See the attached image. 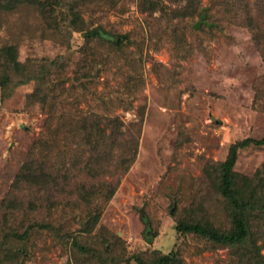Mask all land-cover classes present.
Here are the masks:
<instances>
[{
    "label": "rangeland",
    "instance_id": "1",
    "mask_svg": "<svg viewBox=\"0 0 264 264\" xmlns=\"http://www.w3.org/2000/svg\"><path fill=\"white\" fill-rule=\"evenodd\" d=\"M143 1L122 0L109 9L78 4L87 24L123 36L118 46L103 48L110 55L109 69L103 73V64L96 65L100 78L88 91L72 84L73 66L67 68L70 79H65L64 97L75 98L72 111L116 117L128 133L135 129L131 124H139L136 157L91 231L78 225L84 212L77 208L64 213L53 209L31 213L20 205L5 208L19 193L14 181L32 143L42 134L45 115L38 105H28L32 83L19 85L0 99V264H7L9 250L23 252L13 264H136L123 259L170 252L178 253L184 264L225 263L226 249L177 232L175 225L179 218L193 220L194 212L201 215L195 198L212 205L219 200L204 168L212 173L236 141L264 136V28L249 30L244 21L246 3L257 22L254 10L259 0H236L233 8L226 0H199L187 10L185 0L180 6L175 0H161L166 6L163 13L143 10ZM195 7L193 17L184 15ZM176 9L181 19L170 30L166 17ZM258 9L264 13V3ZM202 11L205 22L195 28ZM175 16L169 18L178 20ZM41 23L31 7L0 13V46L16 44L21 62L69 55L59 37L49 36ZM82 42V33L73 32L72 61L80 56L77 49ZM105 80L106 85L99 83ZM263 162L264 146H252L239 151L234 169L251 175ZM195 191L200 193L197 197ZM49 215L52 221L63 216L81 244L96 253L78 252L71 242L61 244L54 236L60 228L54 235H31L28 226Z\"/></svg>",
    "mask_w": 264,
    "mask_h": 264
},
{
    "label": "trees",
    "instance_id": "2",
    "mask_svg": "<svg viewBox=\"0 0 264 264\" xmlns=\"http://www.w3.org/2000/svg\"><path fill=\"white\" fill-rule=\"evenodd\" d=\"M121 1L0 0V13L17 12L22 7L33 8L40 17L42 30H47L53 39L59 37L69 52L67 56L40 57L21 62L16 44L0 46V99L10 96L17 86L32 83L33 90L27 96L28 105H38L45 115L42 134L32 143L14 181L15 192L18 191L20 196L10 199L4 205L6 209H14L20 205L28 208L31 213L44 210L50 212L51 209L64 213L65 209L77 208L84 212L78 225L89 232L97 224L102 207L113 196L120 177L133 163L137 153L138 123L131 124L135 129L132 128L128 133L127 126L116 117L106 119L93 111H72L75 98L68 100L64 97L65 79H70L66 73L67 68L73 66L72 84L76 83L82 92L88 91L91 86L97 85L100 78V68L97 66L103 64V73L109 69L110 55L103 48L118 46L121 43L119 39L123 36L115 35L101 25L93 27L87 24L80 14L78 4L94 3L109 9ZM180 1L175 0L174 3L180 6ZM198 1L185 0L183 10L196 6ZM235 2L236 0L228 4L226 0V5L233 8ZM261 2L264 3V0H259L254 10L259 17L257 22H254L250 6L245 3L247 15L244 21L249 30L264 28V13L258 9ZM143 4L144 7L146 4L143 10L165 12L166 6L161 0H144ZM195 12L196 7L189 14L183 13L191 18ZM168 14L166 22L171 30L181 19L180 9ZM171 14H175L178 20L169 18ZM212 28H215L214 25ZM100 30L113 37V40L102 38ZM76 31L82 33L83 42L77 49L80 56L77 61H72L70 57L74 50L69 39ZM261 40L264 45V38ZM93 41L96 47L90 58ZM89 49L91 50L88 51ZM99 83L104 86L106 80ZM74 95L78 99L79 92ZM105 128L110 130L109 133ZM252 146L263 147L264 136L236 141L230 146L226 158L216 165L212 173L209 168H204V174L212 182L214 194L219 200L215 205L207 204L197 197L200 193L195 191V208L200 210L201 215L194 212L193 220L179 218L175 225L177 232L191 233L211 243L215 249H226L228 254L224 264H264V162L251 175L234 169L239 151ZM21 196L25 197L21 199ZM51 216L53 215L29 225L31 235L34 232L53 233L56 228H60L61 231L53 235L61 244L71 242V248L78 252L89 250L91 255L96 253V249L81 244L74 233L76 230L67 227L63 216H58L54 221ZM59 222L61 223L58 224ZM24 235L25 232L20 237ZM64 238L61 242L60 239ZM6 254L7 264H13L11 262L22 256L23 252L9 250ZM123 260H132L136 264H184L175 252L158 253L149 259L138 254Z\"/></svg>",
    "mask_w": 264,
    "mask_h": 264
},
{
    "label": "water",
    "instance_id": "3",
    "mask_svg": "<svg viewBox=\"0 0 264 264\" xmlns=\"http://www.w3.org/2000/svg\"><path fill=\"white\" fill-rule=\"evenodd\" d=\"M204 17H205V13H203V14L200 16L199 20H198V21L196 22V24H195V28H198L199 25H200L202 22H205V21H204ZM208 25L210 26V24H208ZM99 34H100V36H101L102 38H104V39H106V40H113V38H112L111 36H109V35L103 33L101 30L99 31Z\"/></svg>",
    "mask_w": 264,
    "mask_h": 264
}]
</instances>
